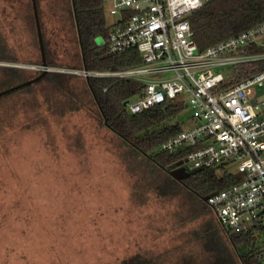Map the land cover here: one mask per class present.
<instances>
[{
    "label": "rangeland",
    "instance_id": "obj_1",
    "mask_svg": "<svg viewBox=\"0 0 264 264\" xmlns=\"http://www.w3.org/2000/svg\"><path fill=\"white\" fill-rule=\"evenodd\" d=\"M109 7L105 0L111 24L116 15ZM75 28L63 0H0V61L33 76L40 69L34 62L46 51L56 69L83 68ZM229 67L217 70L227 77ZM85 78L73 73L71 83L81 88ZM31 93L0 99V264H120L136 251H161L186 240L201 219L181 222L182 193L166 197L149 190L136 203L140 177L127 170L118 135L86 109L37 107L34 97L26 100ZM193 121L186 103L156 128Z\"/></svg>",
    "mask_w": 264,
    "mask_h": 264
},
{
    "label": "built area",
    "instance_id": "obj_2",
    "mask_svg": "<svg viewBox=\"0 0 264 264\" xmlns=\"http://www.w3.org/2000/svg\"><path fill=\"white\" fill-rule=\"evenodd\" d=\"M205 1L110 0L116 18L96 43L111 53L135 47L140 63L114 69L41 63L40 69L137 81L142 93L126 100L130 113L168 100L188 103L193 123L159 149L179 154L171 166L186 171L235 164L239 180L208 195L206 203L227 233L261 237L264 264V20L199 50L189 17ZM222 66H230L227 77L217 70Z\"/></svg>",
    "mask_w": 264,
    "mask_h": 264
},
{
    "label": "trees",
    "instance_id": "obj_3",
    "mask_svg": "<svg viewBox=\"0 0 264 264\" xmlns=\"http://www.w3.org/2000/svg\"><path fill=\"white\" fill-rule=\"evenodd\" d=\"M104 2L63 0L67 17L76 27L83 67L114 69L140 63L141 53L135 47L111 53L96 43V38L108 31ZM263 20L264 0H206L189 17L199 50ZM45 61L56 66L46 51ZM34 63L41 64L42 60ZM71 75L73 72L39 69L34 70L33 76H28L22 66H0V85L9 83L5 89H0V99L12 93L24 91L28 94L31 91L26 100L32 103L34 97L33 103L37 107L44 104L55 112L80 108L88 110L125 144L122 160L131 175L135 170L140 177L137 179L139 187L136 186L134 191L136 203L138 199L144 201V192L149 190L166 197L182 193L186 212L181 222L201 219L196 227L188 231L185 241L161 251H136L123 257L120 264H263L258 254L263 246L261 237L253 233L222 232L214 219L213 210L201 198L235 183L240 178L239 173L226 170L224 165L199 167L190 169L179 181L165 171L180 155L170 154L158 147L184 127L179 122L156 127L174 118L185 103L168 100L141 112L130 113L123 103L142 93L141 83L90 76L85 78V86L79 88L71 83ZM105 86L107 89L103 90Z\"/></svg>",
    "mask_w": 264,
    "mask_h": 264
},
{
    "label": "water",
    "instance_id": "obj_4",
    "mask_svg": "<svg viewBox=\"0 0 264 264\" xmlns=\"http://www.w3.org/2000/svg\"><path fill=\"white\" fill-rule=\"evenodd\" d=\"M42 64L43 65H46L47 64L44 58L42 60ZM43 71H45V70H43ZM31 80H33V79H31ZM123 104L125 105L126 104V101H124ZM165 169L167 170V172L173 178H175L176 180H179V181L182 179V177L184 175H186L188 173V171L185 170L184 166H177V164H174L172 167L165 168ZM207 197H208V195H205V196H202L201 198H202V200L206 201L207 200Z\"/></svg>",
    "mask_w": 264,
    "mask_h": 264
},
{
    "label": "flooded vegetation",
    "instance_id": "obj_5",
    "mask_svg": "<svg viewBox=\"0 0 264 264\" xmlns=\"http://www.w3.org/2000/svg\"><path fill=\"white\" fill-rule=\"evenodd\" d=\"M170 167H172V166H170Z\"/></svg>",
    "mask_w": 264,
    "mask_h": 264
}]
</instances>
